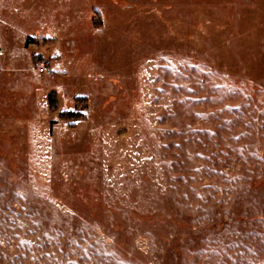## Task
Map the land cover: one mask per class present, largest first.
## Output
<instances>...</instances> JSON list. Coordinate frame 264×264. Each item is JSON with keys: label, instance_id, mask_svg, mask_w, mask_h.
Here are the masks:
<instances>
[{"label": "rangeland", "instance_id": "374dc122", "mask_svg": "<svg viewBox=\"0 0 264 264\" xmlns=\"http://www.w3.org/2000/svg\"><path fill=\"white\" fill-rule=\"evenodd\" d=\"M0 264H264V0H0Z\"/></svg>", "mask_w": 264, "mask_h": 264}, {"label": "built area", "instance_id": "2783aa9c", "mask_svg": "<svg viewBox=\"0 0 264 264\" xmlns=\"http://www.w3.org/2000/svg\"><path fill=\"white\" fill-rule=\"evenodd\" d=\"M37 70L40 75H45V76L52 75V72L44 64L39 65Z\"/></svg>", "mask_w": 264, "mask_h": 264}]
</instances>
